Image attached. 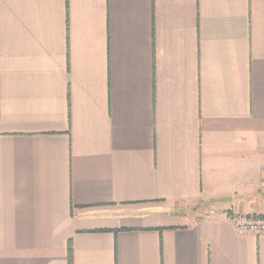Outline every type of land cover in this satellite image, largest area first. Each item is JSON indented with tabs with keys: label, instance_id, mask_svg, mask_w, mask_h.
<instances>
[{
	"label": "crops",
	"instance_id": "crops-1",
	"mask_svg": "<svg viewBox=\"0 0 264 264\" xmlns=\"http://www.w3.org/2000/svg\"><path fill=\"white\" fill-rule=\"evenodd\" d=\"M263 180L264 0H0V264H264Z\"/></svg>",
	"mask_w": 264,
	"mask_h": 264
},
{
	"label": "built area",
	"instance_id": "built-area-1",
	"mask_svg": "<svg viewBox=\"0 0 264 264\" xmlns=\"http://www.w3.org/2000/svg\"><path fill=\"white\" fill-rule=\"evenodd\" d=\"M261 186L264 188V180ZM229 218L241 233H264V216L232 213Z\"/></svg>",
	"mask_w": 264,
	"mask_h": 264
},
{
	"label": "trees",
	"instance_id": "trees-1",
	"mask_svg": "<svg viewBox=\"0 0 264 264\" xmlns=\"http://www.w3.org/2000/svg\"><path fill=\"white\" fill-rule=\"evenodd\" d=\"M70 250H71V247H70ZM70 264H71V262H70Z\"/></svg>",
	"mask_w": 264,
	"mask_h": 264
}]
</instances>
